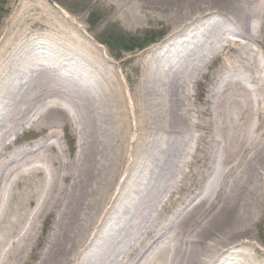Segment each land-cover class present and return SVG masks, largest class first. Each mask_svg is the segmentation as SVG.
Masks as SVG:
<instances>
[{
	"label": "bare ground",
	"instance_id": "obj_1",
	"mask_svg": "<svg viewBox=\"0 0 264 264\" xmlns=\"http://www.w3.org/2000/svg\"><path fill=\"white\" fill-rule=\"evenodd\" d=\"M91 3L112 10L116 19L125 17L129 28L135 17L124 10L134 8L144 13V21L165 23L173 31L142 59L124 61L138 76L124 70V64L120 70L110 67L109 75V63L101 69L102 52L88 41L86 29L60 11L44 9L41 0H9L0 22V158L13 166L1 165L7 172L0 175V206L3 201L6 206L0 209V261L264 264V250L248 235L255 222L264 221V80L255 79L250 87L247 79L225 86V80L214 78L215 98L222 102L221 111L214 112L219 124L202 108H196L193 122L196 102L190 95L193 104H187L186 91L198 82L190 81L195 75L203 77L200 59L231 46L219 28L227 16L216 15L218 8L232 4L239 18H250L241 21L245 32L236 26L243 36L254 31L250 22L255 15L264 18L263 8H246L240 0ZM193 14L197 18L189 25ZM199 26L211 34L203 32V40L195 41L192 33ZM261 40L264 49V36ZM176 47L180 52L172 50ZM158 57L170 68L157 66ZM155 66L162 72H155ZM61 67L75 78L61 76ZM225 88L230 95L222 93ZM50 115L55 121L48 126ZM28 126L42 133L43 145L13 146L11 137ZM60 130L70 134L69 142L76 132L83 135L71 147L74 154L61 147ZM62 180L66 186L60 191ZM34 193L39 199L33 207ZM52 211L59 213L57 218ZM45 214L55 224L45 238L36 237L43 242L31 246L28 238L36 239L30 236L32 225ZM24 217L28 223L9 247L5 242L12 237L6 233L24 224ZM173 218L174 228L164 232Z\"/></svg>",
	"mask_w": 264,
	"mask_h": 264
},
{
	"label": "rangeland",
	"instance_id": "obj_2",
	"mask_svg": "<svg viewBox=\"0 0 264 264\" xmlns=\"http://www.w3.org/2000/svg\"><path fill=\"white\" fill-rule=\"evenodd\" d=\"M28 2H30L31 0H27ZM43 1V5H44V9L45 8H50L53 10H57L60 11L61 13H64V15L68 16L70 18V20L76 22L77 24H79L81 27H83L84 29L87 30L86 34L89 36L88 41L93 45L94 49H98L102 52V61L100 64L101 69L105 68V63L104 62H108L109 63V67L107 68V70H105L109 75V69L112 66H115L116 70H120V66L124 64L123 69L126 70L127 72H130V74H134L135 76H138L139 71H135L133 68H131L133 65L130 62H126L124 63V61L127 58H131V57H140L141 59L145 56L142 55L145 52H147V50H149V48H151L152 46H156L159 45L160 42L164 39H166L172 30V26L169 27L168 25H166L165 23L162 24H152V23H148V21H144L145 19H147L146 16H144L143 12L140 13V10H136V9H132V12L127 10H124L125 13L127 15H134L135 19V25L131 28H129L127 25L129 24V21L124 17H122L121 20L116 19L113 16V11L112 10H108L107 8H105V6L103 5V7H99L96 6L98 4H96L94 6L93 3H91V5H89V2H91V0H41ZM245 1V2H244ZM24 2L26 3V0H24ZM35 2V1H33ZM240 4H243L244 7L247 8V6L249 5V7L251 6H257V8H259V4L261 6V8H263V12H264V0H258L256 3L252 2L249 0H240ZM9 6V0H0V22L1 20L5 17V8ZM220 6V5H219ZM207 7V6H205ZM221 8H218L220 10V12H217L216 15L218 16H223L226 15L227 18H224L221 23L219 28H221V32L223 33V37L224 39H226V41L224 42L225 44H228V38L231 39L232 41H230L232 44L230 47H225L221 54L217 53V54H213V53H209L205 56H203L200 59V63L205 64V70L202 72L203 74L201 76H203L202 78H199L198 76L200 75H195L190 81H192L191 83H193V81H196L198 79V82L196 84H194L195 86H192V84L188 87L187 91V96L190 98V95L194 96L193 100H195V104H193V102L190 100L187 101V104L190 106V102L194 105L192 108V120L193 122L196 121L195 116H196V108H202L205 109L209 112L210 116H211V120L212 123L216 122L217 124H219V119H215V115L214 112H218L221 111V108L219 105L220 102L215 98V94L217 92V87L215 86V89L212 90L213 87V82H214V78L217 79V76L222 78L223 80H225V83H223V85H228L231 82H241L242 80H246L249 83H254L255 79H260L261 77V72H260V61L258 62L257 66L254 65V59L256 58V56L254 57V50L257 49L256 47L260 46V44H262V40L261 38L264 36V18L261 19V16H256V18H253V20H251L250 25L253 28L254 31H251L250 35H245L243 36V34H237V29L236 26L239 28L240 31L245 32L242 27V23L241 21H243V23L245 22V20H249L250 18L248 17H240L237 14V12L234 10V6L232 4L227 5L225 8H223L222 6H220ZM112 14V16L114 18L110 17V21L107 19V17ZM201 15V14H200ZM199 15V16H200ZM214 15V13L212 14ZM36 16V15H34ZM137 16L139 18H137ZM191 16V15H189ZM198 16V17H199ZM202 16V15H201ZM144 18V20H143ZM190 18V17H188ZM194 14L193 16H191V20L188 21V24L191 25L194 20H195ZM36 19V18H35ZM34 19V20H35ZM33 20V21H34ZM141 20H143L141 22ZM31 21V22H33ZM78 25V26H79ZM40 28H42V26H39ZM169 27V28H167ZM200 28V29H199ZM198 29H195L194 32L192 33L194 34V39L195 41H202L204 38V34L208 33L211 34L210 31L205 30L203 27L199 26ZM40 32V31H39ZM40 35H43V33ZM235 36V37H234ZM41 41H45V42H50L48 39L44 40V39H40ZM239 40V41H238ZM248 41V44L246 43ZM0 42H1V38H0ZM201 43V42H200ZM222 43V44H224ZM243 43H246V45H244ZM195 44V42L192 44L191 47H193ZM172 50H174V52H177L180 50V48L176 47L173 48ZM183 50V49H182ZM230 51V52H229ZM180 52V51H179ZM187 53V52H186ZM186 53L182 54L180 53V57H182L183 55H185ZM141 55V56H139ZM222 55V57H221ZM137 57V58H138ZM220 57V58H219ZM256 60V59H255ZM161 66L163 70H167L169 69L170 65H167L165 62L162 61L161 57L157 58V66ZM165 65V66H164ZM77 65L75 62L72 63V68H75ZM103 67V68H102ZM133 69V70H131ZM155 72L156 71H161L159 70L160 68L155 66ZM264 69V68H263ZM252 70V71H250ZM216 75V76H215ZM196 78V80H195ZM189 85V84H188ZM104 86L103 84L100 85ZM208 93L207 97L205 100H210L212 102V106L211 105H205L203 104L202 98H200V96L203 95V93ZM227 92L228 95L229 94V90H227V88H225L224 90H222V93ZM212 96H211V94ZM196 94V96H195ZM227 96V95H226ZM204 98V97H203ZM200 102V103H199ZM16 105L13 101H11V104ZM222 103V102H221ZM13 107V106H12ZM187 109V107H186ZM9 113L12 114L14 117H16L17 115H15V113L13 112V110H9ZM49 118L48 121V126L51 124L52 121H55V119L52 118V116H48L47 119ZM229 118V117H228ZM227 118V121H228ZM52 126V125H51ZM57 128L55 129H59V124L56 125ZM213 130H214V134L216 135V137L220 140V137L218 136V131L216 132L217 126L213 125L212 126ZM31 129V128H29ZM50 129V130H55ZM32 134H24L23 131H19L17 136H12L11 137V142L13 143V146L15 145V147H19V146H26L27 144H31L30 146L36 144V142H40V138L42 137V133L38 132V130L35 129H31ZM49 130V131H50ZM28 131V130H27ZM48 131V133H49ZM44 133H46L45 131H43ZM61 132V131H60ZM72 132H76L73 131ZM27 133V132H25ZM48 133H46V135H48ZM62 137V134H60ZM70 135V134H69ZM83 135L79 134V132H76V137L73 135L72 136V142L71 145L69 146V144L66 142H64L65 144H62V148L64 149V151L70 155V151H71V155L74 154V150H71L70 147H73L77 141H79L81 138L83 140ZM16 137H18V140L15 139ZM32 137V138H31ZM17 140V141H16ZM250 140V139H248ZM247 140V141H248ZM264 140V138H263ZM16 141V142H15ZM43 141V140H42ZM15 142V144H14ZM190 146V143H189ZM214 156V155H213ZM0 175L3 174L1 171H5L7 172L5 169L6 168H2L1 165H5V166H9V161L7 163L3 162L2 158H0ZM63 159V157L61 158ZM68 160H70V158H68ZM212 162V160H211ZM10 168V167H9ZM66 175V177H68L71 174V170L67 168L66 165V172L64 173ZM60 178L62 176V172H60ZM60 178L58 177V182L60 180ZM41 180V184L44 183L45 181V176H43V178L40 177ZM8 178L5 182V184L7 183ZM1 184V181H0ZM66 186V182L65 180H62L59 184H58V190L62 191V188ZM46 188L44 187V189H42L41 193H44V190ZM40 193V194H41ZM6 199V197H5ZM34 202H33V207L36 205V202L39 199V194H35L34 193ZM223 199L221 200L220 204L218 205V207L222 204ZM189 204V206L192 207L190 202H186L185 205ZM5 201H3V204L0 206V209L5 208ZM185 206H182V208ZM59 213H54L52 211V216L53 217H58ZM180 214V217H182ZM46 214L43 215V217H38L36 220H38L37 222L33 223L32 225V231L30 232V236L32 239L36 238L38 235H40L42 238H45L49 232V230L51 229L52 224H55V219H51L50 218H45ZM29 218V216H28ZM28 218L26 219L25 217L23 219H25L24 224H23V220L21 222V224L19 225L18 228H14V232H10L9 234L6 233L7 238H9L10 236L12 237L11 239H9L8 241L6 240L5 244H7L9 246L10 241H14L16 237V235L22 230V228L24 229L25 225L28 223ZM176 218L173 219H169V221L165 224V231L164 232H169L172 231V229L174 228V224ZM33 222V221H32ZM3 230H5L6 228L9 229L10 231V227H6V224H2ZM171 229V230H170ZM52 233L49 236H52L54 231H51ZM159 233L161 232L160 230L158 231ZM163 232V231H162ZM3 234V233H2ZM169 235V234H168ZM248 235L250 239L254 240V243L258 246V250H264V221L262 222H255V225L248 231ZM28 240L30 241L31 246H36L38 244H40L41 242H43V240L36 238L34 240H31L28 238ZM40 246L38 248L35 249V254H37V252L39 251ZM240 251H244V249H239ZM21 260H24L23 258H20ZM4 259L0 261V264H4ZM17 260L15 261V263L13 261H9L7 264H16ZM33 260H30L28 263L24 262H18V264H32ZM125 263L127 262L124 261ZM6 264V262H5ZM35 264V262H34ZM162 264H165V261L162 262ZM236 264H239L238 262H236Z\"/></svg>",
	"mask_w": 264,
	"mask_h": 264
}]
</instances>
